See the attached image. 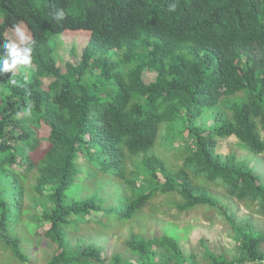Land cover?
<instances>
[{
    "label": "trees",
    "instance_id": "trees-1",
    "mask_svg": "<svg viewBox=\"0 0 264 264\" xmlns=\"http://www.w3.org/2000/svg\"><path fill=\"white\" fill-rule=\"evenodd\" d=\"M123 12L135 19L118 33L131 67L70 63L66 30L83 15L120 27ZM17 28L32 51L0 73V264H37L36 244L53 248L46 264H203L182 247L186 227L148 235L152 214L198 210L221 214L238 250H206L205 264H264V234L232 212L264 217V178L250 166L264 154V0H0V68ZM121 226L124 249L105 263L102 244Z\"/></svg>",
    "mask_w": 264,
    "mask_h": 264
},
{
    "label": "rangeland",
    "instance_id": "rangeland-1",
    "mask_svg": "<svg viewBox=\"0 0 264 264\" xmlns=\"http://www.w3.org/2000/svg\"><path fill=\"white\" fill-rule=\"evenodd\" d=\"M13 37L10 38L11 43L20 42L19 37L15 31L13 32ZM17 44V43H16ZM8 58V57H6ZM10 60V59H9ZM58 64H60L61 68L64 66V60H58ZM154 77V72H144V79L147 81L152 80ZM50 79L43 78L42 84L46 86L49 83ZM48 126L44 123L40 124L39 127V135L41 145L44 146L47 143V135H48ZM236 139L231 136L229 138L220 140L217 143L216 151L222 154H226L230 151V149L234 147V143ZM162 150V148H161ZM250 166L256 169V171L260 172L264 178V154L256 155L255 159L250 161ZM158 197L154 198L153 200L157 199ZM27 201V200H26ZM148 207H144L145 211ZM173 209V208H172ZM232 212L234 213V218L236 220H247L251 222L254 226L256 231L261 232L264 234V217L260 216L256 212H251L249 209L245 208L242 204L233 203ZM172 214H176L175 210H171ZM166 214V213H165ZM163 213L157 212L152 214L157 218L154 226H151L148 235H159L162 230L165 228V225L170 222L176 223L178 227H186L188 229V233L185 237L180 238V242L182 247L186 253H190L194 251L196 254L197 260H200L203 264L208 261V259H204L201 254L203 252L211 251L213 253H223L226 257L230 258L238 254V250L236 247L235 241L232 239L230 232L231 228L229 223L226 222L224 217L216 213L214 221H210L203 217L202 212L191 211L190 213L186 214L182 212L179 217L176 219L171 218V215H165ZM47 226V225H46ZM90 226H93L90 223ZM128 234V229L125 226H121L116 230L111 229L108 238L109 241L107 243H103V261L105 263H110L111 261V252L113 250H123L124 243L123 237ZM203 238V243L206 245V249L203 247V244L200 243V239ZM261 248L264 251V242L261 244ZM37 248L32 256V261L36 262L37 264H46L47 262V255H49L53 248L44 246L43 244H36ZM3 250L0 249V263L5 260L6 255L3 256ZM2 256V257H1ZM12 264V263H11ZM255 264V263H250Z\"/></svg>",
    "mask_w": 264,
    "mask_h": 264
},
{
    "label": "clouds",
    "instance_id": "clouds-1",
    "mask_svg": "<svg viewBox=\"0 0 264 264\" xmlns=\"http://www.w3.org/2000/svg\"><path fill=\"white\" fill-rule=\"evenodd\" d=\"M175 6H172L170 10H174ZM130 11V10H128ZM127 12H123L121 15L125 16L127 19ZM81 15V14H80ZM62 17V13L57 17L58 19ZM69 17V16H68ZM78 18V15H77ZM79 19V18H78ZM134 18L128 19L120 25V27H111L106 28L105 30H97L95 29L97 26V21L95 20L94 15H90L88 18H85V15L81 17V20L76 23L74 29L66 30L63 35L67 40L71 42L70 47L68 48V53L71 54L70 63L81 66L88 65L89 70L91 66V62L93 66L94 63L96 65L99 64L100 71L102 69V65L108 67H114L116 70L125 71L128 67H131L132 59L129 55L127 47L122 40L127 36H121L120 32L126 33L129 32V26L134 27ZM114 28H119L120 31H115ZM134 31V30H133ZM17 35L19 37L20 44H25L30 37L26 36L25 32L20 28L16 29ZM107 32L109 34L107 35ZM117 37V38H116ZM4 47L7 49L8 58L3 59V66L0 68V73L8 72L16 68L18 64H29L31 62V48L30 47H19L16 43H6ZM86 52V55L82 57V53ZM74 55V57H73ZM87 57L88 60L85 61L84 58ZM9 58L10 61L9 62ZM64 60V66H60L57 61V66L61 69V72L66 71L69 67H67L68 60L67 58H62ZM60 59V60H62ZM95 70V69H94ZM96 72H100L95 70ZM148 72H153L152 70H145ZM144 71V72H145ZM155 76V73H154ZM43 78L50 79L49 83L53 80V77L46 76L41 78V83ZM144 78V75H143ZM154 79V77H153ZM152 79V80H153ZM145 80V79H144ZM151 81V80H150ZM48 83V84H49ZM43 85V87H47Z\"/></svg>",
    "mask_w": 264,
    "mask_h": 264
}]
</instances>
